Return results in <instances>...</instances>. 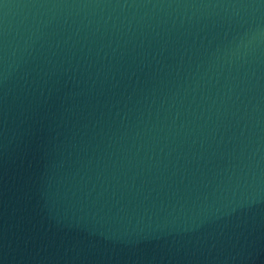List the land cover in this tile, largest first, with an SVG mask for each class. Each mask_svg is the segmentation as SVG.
<instances>
[{
  "label": "water",
  "instance_id": "95a60500",
  "mask_svg": "<svg viewBox=\"0 0 264 264\" xmlns=\"http://www.w3.org/2000/svg\"><path fill=\"white\" fill-rule=\"evenodd\" d=\"M0 264H264V0H0Z\"/></svg>",
  "mask_w": 264,
  "mask_h": 264
}]
</instances>
